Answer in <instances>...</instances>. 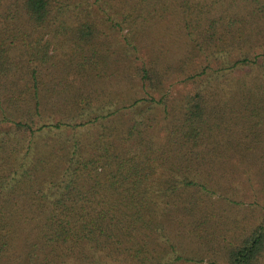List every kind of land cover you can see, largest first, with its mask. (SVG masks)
Masks as SVG:
<instances>
[{"label":"trees","instance_id":"16d2710c","mask_svg":"<svg viewBox=\"0 0 264 264\" xmlns=\"http://www.w3.org/2000/svg\"><path fill=\"white\" fill-rule=\"evenodd\" d=\"M0 264H264V0H0Z\"/></svg>","mask_w":264,"mask_h":264},{"label":"rangeland","instance_id":"374dc122","mask_svg":"<svg viewBox=\"0 0 264 264\" xmlns=\"http://www.w3.org/2000/svg\"><path fill=\"white\" fill-rule=\"evenodd\" d=\"M253 191H254V189H249V191L247 192V195L252 194Z\"/></svg>","mask_w":264,"mask_h":264}]
</instances>
